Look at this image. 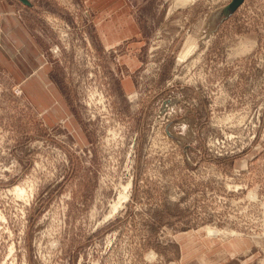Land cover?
<instances>
[{"label": "rangeland", "instance_id": "obj_1", "mask_svg": "<svg viewBox=\"0 0 264 264\" xmlns=\"http://www.w3.org/2000/svg\"><path fill=\"white\" fill-rule=\"evenodd\" d=\"M33 1L59 94L29 93L11 46L0 264H264V0H125L104 14L113 44L143 21L125 50L104 0Z\"/></svg>", "mask_w": 264, "mask_h": 264}, {"label": "crops", "instance_id": "obj_2", "mask_svg": "<svg viewBox=\"0 0 264 264\" xmlns=\"http://www.w3.org/2000/svg\"><path fill=\"white\" fill-rule=\"evenodd\" d=\"M27 4L21 0H0V62L10 74H13V77L16 78V68L12 67L11 69V52L15 56L17 52L13 53L10 49L14 44L21 46L18 50L22 54V63L23 74L25 75V80L27 83V88L29 93H41L46 94V97L50 99L55 95L59 94V91L53 83H51V71L52 64L48 62L45 58L44 51V42L47 38L46 35V25L41 21L42 11L39 10L38 4L33 0H27ZM93 1V0H91ZM96 2V0H95ZM111 3V4H110ZM104 0L99 2V8H97V3L95 4L96 8L100 10L101 8V21L100 26L103 27V35L108 40V43L105 48L107 49H126L130 43V40L135 41V43L140 46H144L146 41V33L144 26H142L143 21L135 17L132 20L133 27H125L123 25L122 31L118 33V39L113 44L110 42V22L105 15L110 14V9H117L119 14V9H123L126 6L125 0H115L110 2ZM94 5H92L93 7ZM94 6V9H95ZM122 11V10H120ZM131 20L125 17V14L121 17L118 16L117 23L119 25L129 23ZM105 26H108L105 27ZM106 31V32H105ZM2 47V48H1ZM8 51V52H7ZM138 58L139 57H135ZM136 59V60H138Z\"/></svg>", "mask_w": 264, "mask_h": 264}, {"label": "bare ground", "instance_id": "obj_3", "mask_svg": "<svg viewBox=\"0 0 264 264\" xmlns=\"http://www.w3.org/2000/svg\"><path fill=\"white\" fill-rule=\"evenodd\" d=\"M67 37V36H66ZM190 45V44H189ZM191 47H192V45L191 46H189V47H187L188 49H185V51H183V55H182V57L184 58V57H186V55H189V51H190V49H191ZM193 50V49H192ZM124 185V184H123ZM122 185V186H123ZM129 186L126 184V185H124V191H125V189H127ZM123 188V187H122ZM122 191V190H121ZM127 195L128 194H126L125 192H124V194L123 193H121V195L119 194V196H120V198H118V200L117 201H115V203L113 202V204H111V211H113V210H116L118 207H119V204L121 203V199L122 198H126L127 197ZM121 206V205H120ZM110 210V209H109ZM109 210H108V212H109ZM110 211V212H111ZM110 214V213H109ZM105 216H107V215H105Z\"/></svg>", "mask_w": 264, "mask_h": 264}, {"label": "water", "instance_id": "obj_4", "mask_svg": "<svg viewBox=\"0 0 264 264\" xmlns=\"http://www.w3.org/2000/svg\"><path fill=\"white\" fill-rule=\"evenodd\" d=\"M24 2H26L27 4L29 3V1L27 0H22ZM244 0H231V2L229 4H227L226 6H224L223 9V14L226 16L231 15V13L233 11L236 10V8L243 2Z\"/></svg>", "mask_w": 264, "mask_h": 264}]
</instances>
